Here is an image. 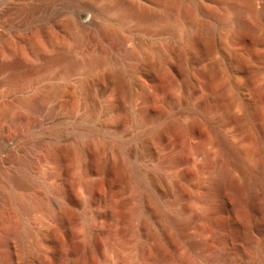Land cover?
I'll return each mask as SVG.
<instances>
[{
    "label": "bare ground",
    "instance_id": "obj_1",
    "mask_svg": "<svg viewBox=\"0 0 264 264\" xmlns=\"http://www.w3.org/2000/svg\"><path fill=\"white\" fill-rule=\"evenodd\" d=\"M198 1L16 0L13 4L11 0H3L0 3V73H10L1 68L7 65L5 61L15 57L31 62L33 57H56L55 51L61 49L68 50L67 58L81 57L75 63L38 60V66L43 69L19 72L17 77L12 71L0 78V216L7 206L21 215L5 227L0 237L2 264H26L38 259L33 247L25 246L26 240L34 242L47 236L50 230H38L25 217L28 216L26 191L38 184L33 175L42 165L48 167L64 159L69 142L57 138L58 126L72 112H79L88 103L92 111L84 113V117L93 120L97 115L101 118L108 110L104 104L106 94L132 86L139 73H146L147 79L154 81L159 78L161 62L148 64L138 60L145 51L159 58L164 51H179L178 67L186 85L192 84L190 75L193 71L214 79L216 65L206 57L212 51L211 39L232 23L228 21L221 25L214 21L215 10L219 11L218 17L223 16L224 10L212 9L207 4L212 0H203L201 5ZM213 1L222 4L225 0ZM236 1L253 5L252 0ZM67 3L73 4L64 18L70 25L71 34L50 24L51 12L57 8L59 11V6ZM169 10L175 12V22L168 23ZM78 11L89 14L87 23L79 21ZM156 11L162 13L163 20L156 24L158 27L185 28L187 35L199 34L204 57L192 58L181 53L183 50L175 38L155 37L161 33L159 29L149 31L152 38H137L134 25L150 20L149 14ZM251 13L257 21L259 17L264 19V14L258 13L257 9L253 8ZM239 33L243 39H235L237 43L244 42L245 46L249 43L247 47L257 51L264 48V35L258 36V30L253 31L249 41L245 39L243 28L235 32ZM13 37L18 40L14 42ZM220 51L224 69L238 75V71L232 69V63L242 60V55L228 48ZM63 65L75 69L54 68ZM260 81L264 87V78ZM247 112L239 117L229 114L225 125L233 126L231 132L218 130L215 139L207 143L206 150L195 153L193 161L202 157L203 163L197 165L195 178L190 183L183 179L176 181L178 199L175 204L167 203L169 209L163 216L160 214L159 223L160 237H166L168 232L172 235L167 244L160 243L162 250L177 244L185 248L173 264H264V139ZM101 121L97 126L89 127L90 132L111 133ZM47 129L52 133L50 136L43 133ZM235 140L240 144L237 145ZM137 142L141 149L146 145L141 137ZM181 174L184 175L183 171ZM142 176L148 183L159 177L155 174L153 177L149 172H143ZM43 192L49 196L48 189L43 187ZM50 198L55 206L66 210L57 199ZM67 212L66 217L71 222L74 215ZM148 216L143 218L145 226H150ZM9 243L14 245L12 253L8 249ZM163 260L161 258L159 263L166 264Z\"/></svg>",
    "mask_w": 264,
    "mask_h": 264
},
{
    "label": "rangeland",
    "instance_id": "obj_2",
    "mask_svg": "<svg viewBox=\"0 0 264 264\" xmlns=\"http://www.w3.org/2000/svg\"><path fill=\"white\" fill-rule=\"evenodd\" d=\"M11 1L16 3V0ZM201 1H198L200 5L203 4ZM252 3L250 7L236 0H225L222 4L213 0L207 2L212 9L224 10L223 16L219 17L218 9L215 10L214 21L221 25L228 21L232 23L211 39L212 51L206 57L216 65L213 80L207 74L193 71L190 75L192 84L186 85L178 67L179 51H164L160 58L145 51L138 60L148 64L161 62L159 78L154 81L147 79L146 73H139L132 86L105 95L104 104L108 110L101 118L97 115L93 120L84 117V113H91L87 103V107L72 112L71 118L58 126L57 138L69 142L67 153L56 164L42 165L33 175L38 184L26 191L28 216L25 217L38 230H50L47 236L34 242L26 240L25 246L33 247L38 257L26 264H160L161 258L166 264H173L179 259L185 251L183 245L169 246L166 250L160 248V243L167 244L168 239H172L169 232L166 237H160V214L163 216L169 209L167 203H176L178 199L176 181L183 179L190 183L195 178L197 165L203 163L202 157L193 161L195 153L204 152L218 130L231 132L233 126L225 125L229 114L239 117L248 111L264 139V87L260 84V79L264 78V48L257 51L248 48L249 43L245 46L244 42L235 40L242 37L241 33L235 34L240 27L245 31L247 41L252 38L253 31L258 30V36L264 35V19L259 17L257 21L251 13L254 8L264 14V0H252ZM65 5L59 6L62 8L59 11L57 8L51 12L50 24L71 34L65 13L73 4ZM76 15L81 23H87V12L78 11ZM160 15L161 12H151L150 20L134 25L135 36L149 39L154 37L149 31L159 29L161 33L155 37L175 38L184 51L180 50L181 53L192 58L204 57L199 34L187 35L185 28L158 27L163 23ZM167 17L168 23L177 19L175 12L170 10ZM13 38L14 42L18 40ZM221 48L242 55V60L232 63V69L237 70L238 75L222 66ZM62 51H55L60 55L53 56L55 59L33 57L32 64L15 57L5 61L7 65L1 69L10 73L15 71L17 77L19 72L43 69L38 66L43 59V62L62 63L81 60V57L67 58L68 50ZM0 74V78L7 76L3 72ZM100 120L111 133L90 132L89 127L97 126ZM43 133L45 136L52 134L49 129ZM138 137L145 141L142 149ZM235 143L240 144L239 141ZM143 172H149L153 177L155 174L159 179L152 178L148 183L146 178L143 179ZM43 187L49 190V196L43 192ZM50 197L57 199L66 210L55 206ZM4 211L0 216V237L5 227L21 216L11 206ZM67 211L74 215L71 222L66 217ZM146 214L150 221L148 227L143 222ZM8 245L12 253L14 245Z\"/></svg>",
    "mask_w": 264,
    "mask_h": 264
}]
</instances>
